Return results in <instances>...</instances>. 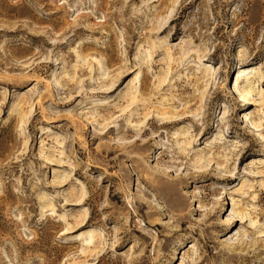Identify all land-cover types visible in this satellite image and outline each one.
<instances>
[{
    "label": "rangeland",
    "instance_id": "rangeland-1",
    "mask_svg": "<svg viewBox=\"0 0 264 264\" xmlns=\"http://www.w3.org/2000/svg\"><path fill=\"white\" fill-rule=\"evenodd\" d=\"M262 65L264 0H0V264H264Z\"/></svg>",
    "mask_w": 264,
    "mask_h": 264
},
{
    "label": "bare ground",
    "instance_id": "bare-ground-1",
    "mask_svg": "<svg viewBox=\"0 0 264 264\" xmlns=\"http://www.w3.org/2000/svg\"><path fill=\"white\" fill-rule=\"evenodd\" d=\"M190 53H192V52L191 51H187V50L184 51L181 60H184V58L189 56ZM147 56H148V60L151 62L152 61L151 58H152L153 54L150 53ZM197 58H198V60H200V62H202V61L206 62L207 60H209V59H207V57H204V59H202V57L199 56V55L197 56ZM170 59H172V58H170ZM170 59H169V61L171 62ZM253 69H254V67H252V66H245V67H242V68L238 69V71H236V73H235L236 76H237L236 77V81H240V82H238V84L234 83V85H236L237 87H236L235 93H233V94L234 95H238V97H239L238 102L243 103L244 105H249V106L253 105L254 104L253 102H257V101L254 100V98H253L254 95H252V93L247 90L248 88H245L244 86L241 85L242 81L249 80V78H247V76L253 75V74H258V79H255L254 81H252V85H255V83H257V85H258V84H261L264 81V73L263 72L262 73L261 72H258V73L255 72V71H257V69L259 71L263 70L264 69V65H262V69L259 68V67L258 68L256 67V69H254V70ZM135 70H136L135 71L136 75L133 77L132 80H130L129 89L131 91L134 88L136 89V91L131 93L132 95H134L136 92H138V88L137 87L139 86L140 87V91H139L140 99H137V100L133 99L134 101H133L132 104H134V102H137V101H138L137 104H139L140 102L146 103V99H144V98H145V92L148 90L147 84L149 82L148 81L149 80V78H148V76H149L148 74L149 73H147L148 71L146 72L145 70H142L141 66H139L138 69H135ZM210 72L211 71H209L207 74L210 75ZM169 73L170 72H168L167 76H169ZM141 77H142V81H141ZM166 79H168V78L166 77ZM166 79L164 78V81H163L164 83H165ZM143 80H144V82H143ZM33 82H34V80H33ZM35 82L36 83H40L37 80ZM135 86H137V87H135ZM253 89H255V88H253ZM258 89H259V87H258ZM32 90L33 89H30V92H33ZM260 98H261V100H264V94H261ZM224 115H225V113H224ZM25 116H27V115L25 114L24 110H22V112H21L22 119L20 120L21 123H26V120L24 119ZM157 117H159V118L161 117L160 121H158L159 123L157 122L155 117H150L148 119V125L150 126V128L143 129L141 131V133H140V134H142V136H146V135H148L151 132H155V133L159 132V130H161V133H163L164 129L169 128L170 125H172V123L176 120L173 113L167 114V113L162 112V115L159 114V115H157ZM114 129H115L114 126L108 127L107 131H106V135L113 133ZM188 144H191V139H190ZM74 195H76V194H74ZM76 202H78V200ZM81 202H79V204H77V205L75 204V205L76 206H80ZM67 205H70V204H67ZM59 217H60L59 222L65 221V224H64L65 226L64 225L62 226V230L60 232L61 236L67 235L70 232H72L71 231V227H69L70 221H69L68 217H65L64 214L63 215H59ZM66 220H68V221L66 222ZM75 221H76V224H78L79 228H82V227L88 225L89 224L88 214L86 212L81 213V215L78 216V219H77V217H75ZM99 232L100 231L97 228H93V227L85 228L83 230V232L79 235V238H80L79 242H82V247H80V250L76 251L75 255H77V253H79V252H80L81 255H87L89 252L93 251V249H96V247H98V246L95 247V244H96L95 240L96 239L98 240L102 236L101 233H99ZM71 240H74V239H71ZM194 248H195V245H191V247H190V249L188 251L189 255L193 254ZM191 257H192V255L190 257H184L182 262H181V264H187L188 263L187 259H190ZM68 263H70V262L67 261L66 264H68ZM74 264H79V263L76 262ZM193 264H201V262L200 261H198V262L196 261Z\"/></svg>",
    "mask_w": 264,
    "mask_h": 264
}]
</instances>
